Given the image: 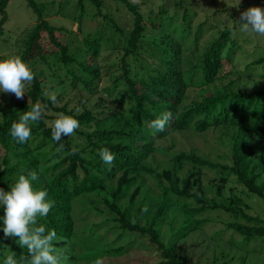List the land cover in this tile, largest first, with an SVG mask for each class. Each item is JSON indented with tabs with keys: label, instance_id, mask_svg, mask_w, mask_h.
I'll return each instance as SVG.
<instances>
[{
	"label": "trees",
	"instance_id": "1",
	"mask_svg": "<svg viewBox=\"0 0 264 264\" xmlns=\"http://www.w3.org/2000/svg\"><path fill=\"white\" fill-rule=\"evenodd\" d=\"M9 1L0 0V39L9 19ZM90 1L97 7L96 16L111 19L103 12L102 0ZM119 1L133 15L132 29L126 32L113 22L114 32L108 36L99 29L85 30L79 22L83 37L72 48L57 35L66 29L46 17L47 4L27 0L37 18L19 40L16 55L30 66L33 80L19 99L0 92V188L6 190L20 174L37 172L34 186L47 189L54 201L38 222L56 231L59 239L53 243L71 264H143L141 249L156 252L153 264H203L185 257V242L192 233L220 222L223 227L211 237L218 247L226 243L229 249L221 247L212 264H232L237 257V264H247L250 251L264 252V215L253 213L250 202L256 197L264 204V147L251 142L253 135H264V87L247 90L241 87L243 71L233 66L226 70L239 46L232 26H225L202 48L204 24L193 30L189 8L180 16L161 6L147 15L140 3ZM84 3L77 2L81 11ZM45 34L52 49L42 42ZM187 42L198 59L184 65ZM105 49L119 57L101 64ZM260 63L264 65V56L250 65ZM67 85L82 93L80 104L71 107L73 98L58 104L64 92L56 95L55 103L48 99V92ZM90 95H97L92 104ZM34 103L41 105L42 117L21 143L10 135V128ZM166 111L171 121L154 133L151 121ZM61 114L73 115L79 127L54 141L51 122ZM220 127L234 130L231 163L182 150L171 154V165L156 173L151 162L163 149L158 139L176 131L202 133ZM105 148L115 155L110 166L100 159ZM205 169L215 171L209 183L204 182ZM148 178L155 180L154 191ZM235 182L239 189L230 185ZM214 213L228 219L215 220ZM17 244L15 237H4L0 230V260L17 250ZM15 254L25 260L29 256Z\"/></svg>",
	"mask_w": 264,
	"mask_h": 264
},
{
	"label": "rangeland",
	"instance_id": "2",
	"mask_svg": "<svg viewBox=\"0 0 264 264\" xmlns=\"http://www.w3.org/2000/svg\"><path fill=\"white\" fill-rule=\"evenodd\" d=\"M38 2H44L47 4L46 17L49 22L56 26H63L66 31L60 32L57 35L59 38L70 43L72 48L79 46L81 44L82 34L78 30L79 22L82 24V28L89 31L100 30L105 32L108 36L110 33L114 32V28L111 26L115 22L118 26L123 28L126 32H129L133 27V15L129 8L119 0H102L103 1V12L110 15L111 19H103L100 16H96L95 12L97 7L90 0H85L84 9L77 5L78 0H37ZM133 2H138L141 4V10L149 15L151 11L158 10L159 7L165 6L168 8L171 14L180 13L182 15V10L189 8V18H192L193 30L198 24L203 23L205 33L200 40V44L203 47L207 46L211 40L218 36L219 32L225 26H232L233 37L238 41V48L236 50L233 64H227L226 70H229L232 66L233 69L242 72V82L241 87L247 90H253L256 88L264 87V65L254 64L250 65L251 62L257 60L258 58L264 56V35H258L252 32L244 33L240 31L239 20L241 13L251 6H261L264 7V0H131ZM7 11L9 19L5 24V32L3 37L0 39V54L6 56L16 55L19 46V40L23 37L26 31L36 23L37 14L32 7L27 5V0H10L7 6ZM196 12V15L193 13ZM183 20V18H182ZM181 20V21H182ZM180 21V22H181ZM179 23V22H178ZM119 34L114 35L115 40H118ZM46 49H52L50 41L47 35L42 40ZM184 50L182 53V60L184 65H189L191 63L197 62V54H194L190 50V43L184 44ZM201 48V49H202ZM110 49V48H108ZM103 51L101 64H106L112 59L115 60L119 55L115 52L112 55L109 50ZM110 52V53H108ZM112 56V57H111ZM250 65L247 71L246 67ZM201 72L197 71L196 76H199ZM28 85L26 82L25 89ZM62 93L64 98L59 100L58 104H62L71 98L70 106H77L81 102L82 94L80 91H72L70 86H58L48 92V96L51 94L58 95ZM9 93V92H8ZM11 93V92H10ZM91 102L96 100L97 95L91 96ZM19 99V98H18ZM80 106V105H79ZM54 114L55 112H49ZM52 124V122H51ZM234 130L228 129L226 127L211 128L207 132H195L191 130L186 131H176L173 134L157 140V144L163 149L155 153L156 160L152 161L154 170L157 172L162 171V169L169 167L171 165V154L178 153L179 151H193L197 154L210 158L215 161L223 163H231L230 152H231V138ZM253 144H260L264 147V135L257 136L253 135L251 138ZM4 156V149L0 146V164ZM189 165H186L183 174L187 173ZM206 173L204 176V182L209 183L211 179L215 177V171L211 169H205ZM264 179V172L262 175ZM148 184L151 186L154 184L155 180L153 178H148ZM230 185L236 186L239 189L240 185L236 182ZM154 187L152 186V191ZM228 194V193H227ZM209 196V194H208ZM142 195L139 197L141 198ZM253 205V213H259L264 215V204L256 197L250 200ZM138 203V202H137ZM136 203V204H137ZM215 220L226 221L228 215L222 214L217 215L216 213L212 216ZM170 220L167 219L164 223V231L169 232ZM223 227V224L216 223L208 229L199 230L192 233L185 246L187 247L184 253L185 257L191 262H201L203 264H212L213 257L220 254L221 247L229 249L226 243H221L218 247L216 241L211 237V233L217 229ZM229 233L225 236L224 240H227ZM264 245V243H262ZM261 245V244H260ZM257 245H255L256 247ZM17 250H10L15 253L22 252L26 255V247L21 248L17 244ZM237 249L232 248V251ZM9 251L6 253V255ZM141 255L146 259L143 264H153L157 262L158 257L156 252H151L147 249L140 250ZM17 256V255H16ZM133 256V254H131ZM18 257V256H17ZM237 259L232 264H237ZM247 264H264V252L260 253L258 251H250ZM2 260V259H1ZM64 264H71L65 260ZM76 264H79L76 262Z\"/></svg>",
	"mask_w": 264,
	"mask_h": 264
},
{
	"label": "clouds",
	"instance_id": "3",
	"mask_svg": "<svg viewBox=\"0 0 264 264\" xmlns=\"http://www.w3.org/2000/svg\"><path fill=\"white\" fill-rule=\"evenodd\" d=\"M239 21L241 32H252L264 35V7L251 6L244 10ZM33 80L30 66L19 55L0 58V92H11L21 98L25 91L26 82ZM48 99L56 102V95L51 94ZM42 117V107L34 103L25 110L18 120L13 122L10 135L19 142H26L31 136L33 124ZM172 119L171 112H163L151 121L153 132H162ZM79 127V121L73 115L61 114L51 124V137L60 141L62 136H70ZM62 148L63 145H60ZM76 148L72 149L75 153ZM100 159L111 165L115 155L108 149H102ZM38 180L36 171L20 174L6 190L0 188V230L4 237H15L21 248L27 249L29 254L25 260L17 257L13 251L0 260V264H64L66 257L61 254L54 241L59 237L54 229H49L38 218L48 215L54 201L48 198L47 189L34 186ZM99 264V261H97Z\"/></svg>",
	"mask_w": 264,
	"mask_h": 264
}]
</instances>
